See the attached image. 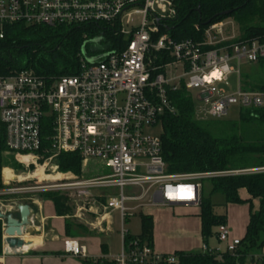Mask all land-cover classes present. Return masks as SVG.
<instances>
[{
  "label": "built area",
  "instance_id": "1",
  "mask_svg": "<svg viewBox=\"0 0 264 264\" xmlns=\"http://www.w3.org/2000/svg\"><path fill=\"white\" fill-rule=\"evenodd\" d=\"M177 14L178 0H0V39L3 28L13 24L52 28L101 24L125 44L123 49H106L101 44L102 34L90 38L86 42L91 54L84 46L74 75L48 79L24 70L0 76V135L4 136L6 151L26 168L41 160L43 174L48 166L57 173L51 179H47L51 175L46 179L35 177V172L24 178L15 175L11 180L3 176L0 210L4 214H16V204L26 203L24 198H10L16 194H29L31 200L37 194L63 193L76 207V213H85L97 206L99 195L95 192L114 190L116 195L103 196L104 215L118 211L124 220L128 200L198 205L203 180L264 173V167L213 173L167 172L160 136L146 131L162 127L161 117L174 114L168 91L183 86L193 101L200 103L195 106L199 120H221L232 105L264 108V92L244 89L239 69L241 61L258 65L264 60V41L242 40L235 21L225 18L209 24L202 38L177 42L159 31ZM133 15L140 17L139 24L131 22ZM124 26L131 30L126 31ZM233 61L237 62V70L230 65ZM233 74L237 75L238 87L230 92L227 88ZM193 90L198 91L195 97ZM64 153L79 156L82 173L91 163H100L108 173L94 177L59 173L56 159ZM34 177L40 182L35 184ZM27 180L33 184L12 187L15 181ZM128 188L137 189V194L126 196ZM30 221L33 225L32 218ZM1 222L2 255H9L4 244L5 221ZM126 234L121 232L122 240ZM216 236L225 245L224 252H236L240 239L231 237L226 224L216 227ZM63 251L80 258L85 254L75 240H65ZM202 251L221 254L220 249L209 250L205 245ZM161 259L153 248L147 244L139 247L135 240L128 248L123 244L113 261L156 264ZM175 261L173 254L167 255L168 264Z\"/></svg>",
  "mask_w": 264,
  "mask_h": 264
},
{
  "label": "trees",
  "instance_id": "2",
  "mask_svg": "<svg viewBox=\"0 0 264 264\" xmlns=\"http://www.w3.org/2000/svg\"><path fill=\"white\" fill-rule=\"evenodd\" d=\"M227 11L231 13L222 14ZM225 18L235 21L242 40L264 41L263 0H178L177 18L161 26L159 31L177 42L198 40L209 24ZM195 26H198V30ZM99 34L103 35L104 42L101 44L106 49H123L124 42L101 24L57 28L7 25L0 39V76L24 70H32L48 79L74 75L83 47L91 54L86 41ZM258 66L264 70V60ZM244 79L249 80L248 77ZM249 89L264 92V78L256 79ZM168 99L175 112L161 117L160 134L162 158L168 173H213L264 167V108L242 109L236 122L199 120L195 116V102L183 86L168 91ZM5 151L4 136L0 135V171L10 165L17 168L12 158L3 156ZM56 163L62 173L80 174L81 160L77 154H60ZM208 180L211 183L210 196L220 193L226 204H244L246 201L241 200L237 193L243 188L251 198L258 200V209L253 212L250 204L246 232L233 255L212 251L175 252L176 261L171 264H264V256L258 255L264 247V173L228 175ZM38 195L52 201L58 215L70 212L65 199L59 194L48 192ZM213 208L210 197L201 196V235L205 245L212 236V229L225 224V218L215 215ZM70 224L69 221L65 224L67 232ZM152 226L150 216L140 215L141 233L137 236L127 233L123 240L124 247L128 248L136 240L139 247L147 244L153 248ZM1 236L0 221V254ZM166 257L162 255L156 264H168ZM81 263L116 264L113 260L85 258L81 259Z\"/></svg>",
  "mask_w": 264,
  "mask_h": 264
},
{
  "label": "crops",
  "instance_id": "3",
  "mask_svg": "<svg viewBox=\"0 0 264 264\" xmlns=\"http://www.w3.org/2000/svg\"><path fill=\"white\" fill-rule=\"evenodd\" d=\"M264 6V0H263ZM137 189L128 188L126 196H135ZM238 196L246 201L244 204H230L217 208L214 204L213 212L217 216L225 218L231 237L242 239L249 222V212L258 209L257 199L251 198L243 188L238 190ZM100 197L97 200L105 202V194L116 195V191L95 192ZM125 206L128 211L152 218V244L153 251L158 255H170L175 252H199L202 251L203 239L201 235L200 205L178 204L161 205L149 203V201H132ZM34 209L32 215L33 225L31 233H25L22 239L26 242L23 251L19 255H2L3 235L1 236L0 264H82L81 259L88 260L106 259L114 260L123 247L121 232L132 234L126 229L129 222L128 214L124 220L118 211H111L104 215L103 208L98 207L91 212L76 213L73 210L65 215H58L54 204L48 199H42L37 194L32 196L29 202ZM251 204V207H250ZM218 210V211H217ZM127 211V212H128ZM102 213V214H101ZM17 215V214H15ZM104 215V220L101 217ZM71 224L65 226L66 222ZM102 224L99 226L98 224ZM2 223V222H1ZM65 240H75L84 248L82 258L74 257L63 251ZM209 250L220 249L224 252L225 245L220 244L216 236V227L212 229L205 245ZM264 256V247L258 253Z\"/></svg>",
  "mask_w": 264,
  "mask_h": 264
},
{
  "label": "rangeland",
  "instance_id": "4",
  "mask_svg": "<svg viewBox=\"0 0 264 264\" xmlns=\"http://www.w3.org/2000/svg\"><path fill=\"white\" fill-rule=\"evenodd\" d=\"M130 19L132 20L131 22L134 23L135 25L136 24H139V22H140V17L137 16V15L131 16ZM124 29L126 31L131 30V28L130 27H127V26H124ZM230 65L232 67H234L236 70L238 69L237 62L233 61V62L230 63ZM239 69L241 71V77L243 79L245 77H248L249 78V80L248 79H246V80L244 79V82H243L244 83V88H248V85H250L249 88H251V85H253V84L256 83V79L261 78V77L264 78V73H263L264 70H262L258 65L249 64L246 61H241L240 62V65H239ZM170 74H171V72H168V75H170ZM175 74H176V76H179L181 74L180 70H177L175 72ZM237 80H238V78H237V75L236 74H233V75H231L229 77L230 87L227 88L228 91H230V92H235L236 91V89L238 87L237 86ZM191 94L195 97L198 94V91L193 90L191 92ZM199 104H200L199 101L195 102V106L196 105L198 106ZM241 110L242 109L238 105H232L228 109L227 116H225V118H223L221 120H223V121H230V122H236L240 118ZM197 111H199V110H197ZM208 120H211V119H208ZM146 132L152 133L155 136H160V134L162 132V127L160 125H157V126L151 128V129H148ZM3 156L5 158H8V157L12 158L13 159L12 162H14L17 165V168L12 167L10 165V166L3 167L4 169L6 168L5 170L3 168L1 169V171H0V186L1 187L0 188L3 187V185H2V178H3L2 172H3V170L4 171L11 172V173H12L11 170H13L14 174L16 176H19V178L20 177L21 178H24L27 174H29L30 176H32V174L34 172L35 173L37 172L40 175V178L41 179H46V176L47 175H51L50 178H47V179H51V178H56L57 177V173L56 172H51L50 171V168H48L49 166L48 167H45V171L46 172L44 174L42 173L41 168L43 166H42L41 160L38 161L35 166L28 167L29 168L28 169L25 166H23L21 163H19V161L16 159L15 155H13L12 153L5 151L4 154H3ZM94 165H95L94 163H91L89 166H87V168L83 169V173H82V165H81L80 174H75L73 172H71V173L74 174V175L84 176V177H94V176H97V175L107 174L108 173L107 168L105 166L101 165L100 163H99V166H94ZM59 173H62V172L59 171ZM65 173L67 174L68 172H65ZM33 181H34L35 184L38 183V182H40V180L38 178L36 179L35 177L33 178ZM33 181L27 180V181L19 182V183H17L15 181L12 184V187L32 185L33 184ZM49 183L50 182H42V184H46V185L49 184ZM210 190H211V183H210V181L208 179L207 180H203L202 181V189H201L202 193H201V196H203L204 198L205 197L206 198L207 197L208 198L210 197L212 204L215 203V206L217 208L222 207V206H225L226 203H225V199H224L223 195L220 194V193H215V194H212L210 196ZM57 194H59L61 197H63L65 199V204H66V206H68L70 208V211H72V210L74 212L76 211V207L74 206V204H72L70 202V198L67 195H65L63 193L62 194L61 193H57ZM28 196H29V194H16V195L10 196V198H17V199H23L24 198L25 200L23 202L29 203V202H31V200H29ZM129 204L132 205L131 203H128L127 202V203H125V206H130ZM104 205H105V202L104 201L97 200V206L94 209H96L98 207L101 208ZM127 214H128V217L127 218H129V222L125 224L126 229H129V231L132 234L139 233V228H140L139 213L136 212V214L134 215L133 211H128ZM127 214H126V216H127Z\"/></svg>",
  "mask_w": 264,
  "mask_h": 264
},
{
  "label": "water",
  "instance_id": "5",
  "mask_svg": "<svg viewBox=\"0 0 264 264\" xmlns=\"http://www.w3.org/2000/svg\"><path fill=\"white\" fill-rule=\"evenodd\" d=\"M230 11L222 13L223 15L230 14ZM200 205V202L199 204ZM16 214L8 213L4 214L0 210V221H5L4 244L9 250V255H19L22 253L26 242L22 239V236L27 233L30 234L32 231V223L30 219L34 213V209L27 203L16 204Z\"/></svg>",
  "mask_w": 264,
  "mask_h": 264
},
{
  "label": "bare ground",
  "instance_id": "6",
  "mask_svg": "<svg viewBox=\"0 0 264 264\" xmlns=\"http://www.w3.org/2000/svg\"><path fill=\"white\" fill-rule=\"evenodd\" d=\"M23 161H26V158L23 159ZM5 169H6V168H5ZM5 169H4V170H5ZM4 170H3V176H4L5 179H7V180H11V179H14V178L16 177L12 170H11L12 173H11V172H8V171H4ZM33 176H35V177H39V178H40V175H39L37 172L34 173ZM23 177H24V176H23Z\"/></svg>",
  "mask_w": 264,
  "mask_h": 264
}]
</instances>
